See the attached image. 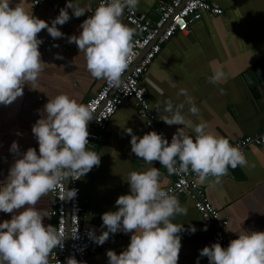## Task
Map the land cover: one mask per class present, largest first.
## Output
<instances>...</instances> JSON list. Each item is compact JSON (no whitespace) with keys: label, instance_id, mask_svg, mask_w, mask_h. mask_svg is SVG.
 Returning a JSON list of instances; mask_svg holds the SVG:
<instances>
[{"label":"clouds","instance_id":"obj_1","mask_svg":"<svg viewBox=\"0 0 264 264\" xmlns=\"http://www.w3.org/2000/svg\"><path fill=\"white\" fill-rule=\"evenodd\" d=\"M138 5L139 0H100L92 11L67 0L49 25L23 5L12 6V0H0V104L13 103L23 95L25 85L36 83L45 63L39 51L43 40L38 38V33L46 29L53 39L63 37L65 34L57 25L71 18L67 9L76 17L92 12L79 25L80 34L69 36L68 42L75 43L79 52L84 53L87 70L93 78L119 88L129 68L136 33L123 23V15L125 9L131 12ZM224 77L223 69L217 67L208 82L219 84ZM155 90L163 94L158 87ZM178 95L185 97L179 104L174 105L170 99L163 101V111L170 115L161 120L169 126L183 125L173 134L171 142L155 130L138 137L127 128L131 152L149 165L159 161L169 174L191 170L200 184L209 177L219 184L222 177L229 174V168L247 167L242 149L209 131L206 122L193 128L192 121L185 119L182 110L187 104L189 113L198 115L199 109L186 89L181 88ZM160 107L157 103L155 109L159 112ZM39 111L42 114L32 125L39 154L29 147L15 159L7 178L0 183V212L12 214L10 220L0 222V264H50L53 249L64 247L67 232L63 225L59 229L52 224L45 225L44 217L50 216L36 205L59 186L64 189L62 200L74 198L77 189L65 188L67 178L78 180L101 162V155L88 148V123L93 118L89 106L61 93L48 98ZM186 127L193 129L194 137L185 131ZM10 151H19L16 141L12 142ZM160 177V168L154 166L131 171L126 180L130 192L116 199L118 210L102 214L106 230L98 236L94 230H89V237L98 245H102L110 233H132L130 243L120 254L107 250L108 264H178L182 246L180 233L185 229L183 224L173 220L177 215H186L187 209L181 206L176 194L162 187ZM189 230L194 233L196 228L190 226ZM233 232H237L238 237L230 240L227 247L215 242L203 247L200 256H206L209 264H264V231L241 227ZM71 237L78 239V228L71 231ZM67 264L80 262L69 256Z\"/></svg>","mask_w":264,"mask_h":264},{"label":"crops","instance_id":"obj_2","mask_svg":"<svg viewBox=\"0 0 264 264\" xmlns=\"http://www.w3.org/2000/svg\"><path fill=\"white\" fill-rule=\"evenodd\" d=\"M168 0H139L137 10L151 19L157 18V6ZM224 9L220 15L205 14L200 20L192 22L186 34L177 33L162 46L161 53L154 59L143 79V85L152 110L157 115V123L163 126L170 137L183 125H167L161 118L170 115L163 111V101L172 100L179 104L185 97L178 95L181 88L186 89L193 98L198 115L189 113V105L182 110L186 120H191L193 128L200 122L208 124V130L227 138L230 143L245 135L261 132L264 126V79L249 84L245 74L255 65L264 61V0H214ZM34 0H12V6L21 4L29 12L49 23L58 16L67 0H45L34 7ZM81 7H97L100 0H73ZM69 21L57 25L65 35L57 41L66 42L68 37L79 35L81 23L92 13L86 12L80 17L67 9ZM123 23L135 29L127 22L125 12ZM136 30V29H135ZM38 36L51 37L46 29ZM41 52L45 62L35 84L25 85L23 95L9 105L0 104V183L8 176L11 165L29 147L39 154V144L32 133V125L39 119L48 98L64 93L83 103L95 94L105 80L95 79L88 72L83 52L68 48ZM62 58H57V56ZM220 67L225 73L219 84L208 82L213 69ZM147 78V79H146ZM151 81V84L148 83ZM162 90V95L155 89ZM223 89V93L221 92ZM42 97V99H40ZM161 104L160 111L155 109ZM46 115V113H44ZM142 137L150 130L138 114L134 100L126 99L109 122L105 139L89 149L100 156L99 166H94L81 179V201L86 207L83 221L103 227L102 214L116 211V199L130 192L126 181L131 171L160 168L161 185L166 187L173 175L154 161L145 163L131 152V136L126 132ZM195 136L192 128H185ZM16 141L19 151H10ZM248 166L229 168V174L222 177L221 183L209 177L202 184L212 204L221 215L229 219V232L234 239L241 227L264 231V144L251 146L245 154ZM254 165V167H252ZM181 206L187 209L186 215H177L173 222L183 224L185 231L180 233L181 249L178 264H209L206 256H200V250L218 242L214 227L200 216L194 202L188 196L178 197ZM50 193L43 196L36 205L41 212L49 215ZM11 213L0 212V222L11 219ZM45 225H54L53 217H44ZM190 226L196 231L191 232ZM207 226V230H204ZM232 230V231H231ZM132 233H123L116 245H107L92 256L93 264H108L107 250L120 254L130 243Z\"/></svg>","mask_w":264,"mask_h":264},{"label":"built area","instance_id":"obj_3","mask_svg":"<svg viewBox=\"0 0 264 264\" xmlns=\"http://www.w3.org/2000/svg\"><path fill=\"white\" fill-rule=\"evenodd\" d=\"M43 1L45 0H34V7ZM90 8L94 11L96 7ZM124 12L127 22L133 25L140 34L133 37V54L129 68L122 78V85L119 88H113L106 81L95 94L83 102L93 111L92 123L88 125V148L105 139L110 120L126 99L134 100L138 114L144 119L150 130L162 133L164 138L169 143L171 142V137L166 129L157 123L158 118L152 110L143 79L154 59L161 53L162 46L175 34H186L192 22L200 20L207 13L223 14L224 9L214 0H168L157 6L158 16L155 19L141 14L137 9L131 12L125 9ZM38 38L43 40L39 46V51H61L68 48L78 50L75 43L60 42L48 36H38ZM144 51L145 53L142 54ZM138 58L140 59L138 60ZM231 144L239 146L244 154L253 145H263L264 126L261 132L239 137ZM172 175L173 180L164 189L173 192L178 197L188 196L191 198L203 220L214 227L218 242L222 247H227L229 241L234 239L228 230L229 219L222 216L220 210L212 204L204 187L198 183L196 174L189 170L188 173ZM81 179L73 180L69 177L65 181L66 189H77V194L72 199L62 200L64 196L63 186H59L56 191L50 192L49 215L55 219L53 226L59 229L63 225L67 232L64 247L53 249L49 257L50 264H67L69 256H74L80 264H93L92 256L107 245H116L119 237L124 233L122 231L115 234L110 233L109 238L102 245H98L89 237V230H94L95 235L98 236L106 229L98 228L83 221L86 207L81 201ZM216 216L220 218L217 219ZM77 228L78 239H73L71 231H75Z\"/></svg>","mask_w":264,"mask_h":264},{"label":"water","instance_id":"obj_4","mask_svg":"<svg viewBox=\"0 0 264 264\" xmlns=\"http://www.w3.org/2000/svg\"><path fill=\"white\" fill-rule=\"evenodd\" d=\"M140 32L136 30V33L134 36L139 35ZM145 51L142 53L144 54ZM140 58H138L139 60ZM245 78L248 81L249 84H253L254 82H258L262 79H264V61L260 62L259 64L255 65L252 69H250L246 74ZM92 121L89 122L88 125H90Z\"/></svg>","mask_w":264,"mask_h":264}]
</instances>
